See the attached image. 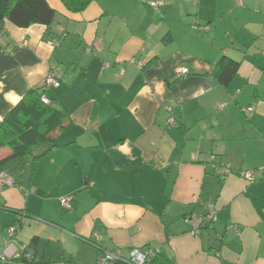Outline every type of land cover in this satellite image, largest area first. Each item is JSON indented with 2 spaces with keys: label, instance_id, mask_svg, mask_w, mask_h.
Wrapping results in <instances>:
<instances>
[{
  "label": "crops",
  "instance_id": "0c3cea01",
  "mask_svg": "<svg viewBox=\"0 0 264 264\" xmlns=\"http://www.w3.org/2000/svg\"><path fill=\"white\" fill-rule=\"evenodd\" d=\"M46 1L49 28L0 21V116L4 93L53 71L60 84L41 92L68 121L33 169H0L15 180L0 190V264L31 244L42 264L147 247L149 264H264V0H92L75 13ZM221 56L239 62L227 85L212 76ZM210 155L232 172H211ZM208 205L216 220L193 233L184 216Z\"/></svg>",
  "mask_w": 264,
  "mask_h": 264
},
{
  "label": "trees",
  "instance_id": "16d2710c",
  "mask_svg": "<svg viewBox=\"0 0 264 264\" xmlns=\"http://www.w3.org/2000/svg\"><path fill=\"white\" fill-rule=\"evenodd\" d=\"M91 1L61 0L67 11L73 13L84 10ZM56 15L46 0H0V21L7 19L19 27L42 24L49 28L56 21ZM51 35V31H47V36ZM238 65V61L221 56L212 76L217 83L227 85L236 74ZM43 89L42 84L39 88L29 89L0 122V150L3 149L0 169L10 161L28 164L33 169L40 156L57 146V135L68 121V114L43 103ZM32 247L29 245L22 253L28 248L33 251ZM18 260L24 262L25 258Z\"/></svg>",
  "mask_w": 264,
  "mask_h": 264
},
{
  "label": "built area",
  "instance_id": "2783aa9c",
  "mask_svg": "<svg viewBox=\"0 0 264 264\" xmlns=\"http://www.w3.org/2000/svg\"><path fill=\"white\" fill-rule=\"evenodd\" d=\"M241 2V0H237ZM149 5L158 9L161 7L162 2L160 0H149ZM196 29H200L206 31L208 29L207 25H199L194 24ZM53 43H55L53 41ZM188 73V69L185 67H180L175 70V74L177 77L184 76ZM42 87L45 88L46 86L53 85L58 86L60 84L59 80L57 79L55 72L49 71L46 77L44 78L43 82L41 83ZM41 101L45 104H48L49 100L46 96L41 97ZM207 166L209 170L215 174H217L221 179L225 178L228 174H230L231 168L229 164L223 162L222 159L210 155L207 160ZM254 170H243L240 172V175L245 178L247 181H251L253 179ZM15 185V180L6 172L0 171V190L5 187H10ZM32 187H28L27 189H23L24 194L27 195L33 192ZM71 200L70 196L61 197L59 202L60 205L64 208L70 209L71 208ZM264 214V210H263ZM217 217V209L213 205H208L207 210L204 215L196 216L194 214H188L184 216L185 221L192 224V232L197 233L201 225L208 224L211 226L213 222L216 220ZM231 227H236L232 225ZM17 226H9L7 228V235L8 238H12L14 233L17 231ZM158 254V250L155 248L147 247L145 249L139 248H132L128 251L126 256H122L119 254L118 251H102L97 255L95 264H149ZM20 257H24L25 261H19ZM17 263L19 264H42L37 263L33 257V251L31 249H26L23 253H17L15 256ZM0 260H3V257L0 255ZM53 264H65L63 262H56Z\"/></svg>",
  "mask_w": 264,
  "mask_h": 264
},
{
  "label": "clouds",
  "instance_id": "9594fccd",
  "mask_svg": "<svg viewBox=\"0 0 264 264\" xmlns=\"http://www.w3.org/2000/svg\"><path fill=\"white\" fill-rule=\"evenodd\" d=\"M2 88H3V85L0 84V90H2ZM4 98H5V100H7V101L10 102V104L12 105V107H15L20 102V100L23 97L20 96V95H18V94H16L15 91L10 90L9 92L4 93ZM2 120H3V117L0 116V121H2ZM120 150L121 151H124L126 153L129 151V149H127V146L126 145L125 146H121V149Z\"/></svg>",
  "mask_w": 264,
  "mask_h": 264
}]
</instances>
